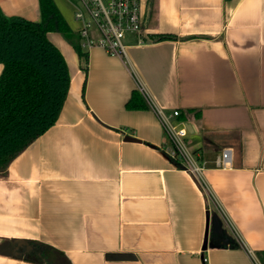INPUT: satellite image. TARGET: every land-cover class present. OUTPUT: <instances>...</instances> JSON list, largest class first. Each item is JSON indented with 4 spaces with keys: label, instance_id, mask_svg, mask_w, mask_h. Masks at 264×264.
I'll use <instances>...</instances> for the list:
<instances>
[{
    "label": "crops",
    "instance_id": "obj_1",
    "mask_svg": "<svg viewBox=\"0 0 264 264\" xmlns=\"http://www.w3.org/2000/svg\"><path fill=\"white\" fill-rule=\"evenodd\" d=\"M74 1L55 0L77 34ZM141 5L126 54L95 45L85 61L48 32L70 87L56 123L0 174V264H41L23 256L41 245L70 264H264V0ZM0 7L41 19L39 0ZM134 93L146 106L126 105ZM156 108L188 129L207 190L171 158Z\"/></svg>",
    "mask_w": 264,
    "mask_h": 264
},
{
    "label": "trees",
    "instance_id": "obj_2",
    "mask_svg": "<svg viewBox=\"0 0 264 264\" xmlns=\"http://www.w3.org/2000/svg\"><path fill=\"white\" fill-rule=\"evenodd\" d=\"M39 5L41 19L38 21L20 15L8 16L0 7V63L4 65L0 75V174L56 123L67 97L68 64L48 38V32L62 33L80 57L87 59L80 34L72 31L55 0H39ZM170 37L173 36L159 35L158 39ZM136 95L126 105L146 106ZM41 247L40 253L24 251L23 256L41 264H70L62 252Z\"/></svg>",
    "mask_w": 264,
    "mask_h": 264
},
{
    "label": "built area",
    "instance_id": "obj_3",
    "mask_svg": "<svg viewBox=\"0 0 264 264\" xmlns=\"http://www.w3.org/2000/svg\"><path fill=\"white\" fill-rule=\"evenodd\" d=\"M74 17L80 22L78 33L81 36V45L86 51L92 46H100L109 54H126L124 38L128 34H139L143 27V12L141 0H75ZM172 142L169 152L174 160L181 162L184 168L194 176L195 180L207 190L203 176V166L197 163L187 150L185 137L188 129L169 122L168 116L156 108ZM174 110L173 115H179ZM224 168L232 167V152L225 148L220 161ZM204 261L207 258L204 256Z\"/></svg>",
    "mask_w": 264,
    "mask_h": 264
},
{
    "label": "water",
    "instance_id": "obj_4",
    "mask_svg": "<svg viewBox=\"0 0 264 264\" xmlns=\"http://www.w3.org/2000/svg\"><path fill=\"white\" fill-rule=\"evenodd\" d=\"M212 224H213V227H212L213 231L212 232H214V233L220 232L221 234H223L224 230L221 228V223L219 221V218H217L216 214L212 216ZM38 252L40 253V250H38ZM119 257L127 258V257H129V255H127V254L121 255L120 254Z\"/></svg>",
    "mask_w": 264,
    "mask_h": 264
}]
</instances>
